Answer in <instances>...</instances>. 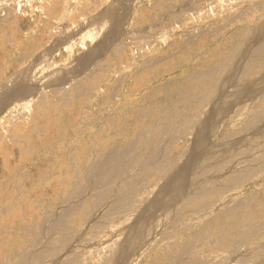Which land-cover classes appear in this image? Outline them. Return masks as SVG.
<instances>
[{
    "label": "rangeland",
    "instance_id": "1",
    "mask_svg": "<svg viewBox=\"0 0 264 264\" xmlns=\"http://www.w3.org/2000/svg\"><path fill=\"white\" fill-rule=\"evenodd\" d=\"M35 1L37 0H0V16L8 8L15 10L18 16L16 25L0 26V89L3 85H10L9 81L16 74L24 73L22 80L20 79L23 92L20 89V95L12 96L5 106H0V264L8 258L14 261V252L31 243L33 239L27 233L31 225L40 223L46 228L49 223L47 212L57 216L66 203L74 205L86 200L84 197L67 201L75 176H82L89 163L110 148L147 136L149 129L162 114L177 113V102H190L191 97L183 92L191 78L225 55L237 40V33L251 26L255 21L254 17L258 15L246 6L247 0H62L55 3L52 0H43L37 4ZM102 12H109V16L106 17ZM93 18L94 21H91ZM263 19L264 16L261 20ZM117 22L119 24L115 25ZM49 48H53L54 52L49 51ZM45 50L51 55H47ZM90 50L97 51L93 52L96 55ZM88 51L92 56L89 57ZM100 58L106 61L102 71L95 64ZM37 59L41 62L37 63ZM61 74H65L64 82ZM43 75L48 76L44 78ZM55 77L61 78L57 87L64 88L65 92L71 94L70 99H63L56 94V87L50 88V80ZM75 84L88 87L91 91L77 95L73 90ZM45 86L48 87L45 89ZM26 87L38 89L37 94L44 95L46 101L36 108V96L30 97L33 94L30 91L25 92ZM24 92L27 94H23ZM230 94L231 91L225 92L223 97ZM3 97L4 95L0 96V102ZM234 104H231L227 111L224 107L216 116L213 115L216 120L213 118L209 121L212 124L209 129L207 121H204L209 115V108H204L200 120L204 122L202 126L205 125L204 128L208 130L204 134L209 136H204V143L200 148L203 149L204 145H209V148L201 150L195 144V129L173 144L168 141L165 143L167 152L178 159L174 174L176 170H182L177 178L181 176L183 180L187 178V181L191 182L199 176L198 162L194 164L191 161L195 152H201L200 156H203L202 152H206L205 160L208 159L210 164L214 156L218 157V161L226 162L235 153L233 159L239 161L248 149L253 154L263 149L264 133L257 138V148L250 140L251 135L240 139L233 135L234 130L241 127L253 114L252 102ZM20 105H23L24 110ZM243 140L248 143L247 147L246 142L243 146ZM230 143L238 148V151L233 150L234 147ZM193 146L196 151H193ZM222 149H225V152ZM210 151L213 152L212 156ZM181 165H188L187 170L191 171L192 177L186 167L181 169ZM194 166L196 168H193ZM242 166L235 165V168L240 169ZM205 175L203 173L204 178ZM261 179L263 185L264 173ZM161 183L163 182L152 186L151 193L144 197L142 207L136 208L130 217L124 216L119 221H106L100 217V209L95 211L94 217L90 219L83 220L74 216L70 223L74 230L67 242L69 249L73 245L70 251L80 258V264H98L110 248L122 240L125 234L123 227L131 224L142 208V218L147 222L142 219L141 228L146 230L149 227L153 230L150 238L146 239L147 244H141L143 249L138 250V255L135 254V259L133 257L130 264L132 261L133 264L164 262V256L170 251V244L176 240L174 231L178 225L170 220L179 202L175 205L176 198L172 202L173 206L170 202L168 208L172 206L173 210L154 209L157 212L152 213L151 210H146L148 204L145 203L157 196ZM245 184L235 191L227 192L219 198L220 200L208 198V214L202 212L200 215L203 217L196 219L198 215H195L193 220L189 219L188 222L195 225V230L201 231V235L205 237L204 243L197 249L198 252L206 251L220 242L219 234H208L206 229L202 228V221H210L215 228L212 217L217 214L225 219L226 216L222 212L231 205L230 200L238 199L246 203L248 195H257L260 192L261 186ZM193 186L196 185H189L188 191L195 190ZM162 196L164 200L167 198V195ZM149 213L152 216L147 217ZM193 230L189 229L180 241L186 240V236ZM147 240H150L149 245ZM92 243L93 245H90ZM259 246V249L262 248L259 250L261 261L257 260L259 263L253 264H260L262 260L261 264H264V239L259 242ZM87 248L91 250H86ZM146 248L150 250V254L145 252ZM227 257L228 254H221V260L216 264H237L236 260L227 262Z\"/></svg>",
    "mask_w": 264,
    "mask_h": 264
},
{
    "label": "bare ground",
    "instance_id": "2",
    "mask_svg": "<svg viewBox=\"0 0 264 264\" xmlns=\"http://www.w3.org/2000/svg\"><path fill=\"white\" fill-rule=\"evenodd\" d=\"M38 1H43V0H37L35 1V3L37 4ZM52 1L55 3L57 1H62V0H52ZM54 3L53 6H55ZM188 3L187 4L190 6L191 5L190 2ZM246 6L249 7V10H253L256 14H258L255 17L252 16L254 17L255 21L251 26L246 27L245 29L237 33V40L229 47L225 55L220 57L212 66L206 68L201 72H198L196 75H194L191 78L190 83H188L184 87V92H183V94L185 95L188 94L191 97L190 102L188 103L187 102L183 103L180 101L177 102L175 104L177 113L170 114L169 112L168 113L165 112L164 114H162V116L159 117L158 120H156L152 128L149 129V133L148 134L146 133L147 136L143 138L130 140L125 145H120L110 148L109 150H106L105 152L100 154L93 162L89 163L86 166L82 176L79 175L75 176V180L70 185V190L68 192L69 200L67 201L69 202L70 200H74L78 198L84 199V197L86 200H82V203H77V204L75 203L74 205L66 203L65 204L66 206H64V208L61 209V212L57 216L51 215L50 212H47L46 217H48L49 223L46 226V228H43L44 226L42 227L40 223H35L31 225L27 230V233L31 235L33 239L31 243H28L27 246H24L21 249L14 252L13 254V257L15 259L14 261H12L11 258H8V259H4L1 264H46V263L80 264V258L76 254L72 253L73 251L72 252L70 251L71 246L73 245H71L69 249L67 242L68 239L71 237L72 230H74L70 226L73 217L79 216L83 220L90 219L94 217L93 216V214H95L94 212L98 211L99 209H100L99 210L100 217L106 221H119L124 216L130 217L131 214L135 212L136 208L142 207L141 204L144 202V197H146L149 193H151L152 186L155 185L156 183H159L160 181L163 183H161L160 187L158 188L157 196L155 198L153 197L154 199L151 198L153 200L145 203L148 204L147 207L145 206L143 207H145L146 210L148 211L151 210L150 211L151 213L152 211H154V209H156L157 211L160 209L166 210L168 206L171 205L172 202H174L175 198L176 200L179 199V201L175 200V202H177L175 203V205L178 204V202L179 205L177 209L174 211L172 218L170 220L171 223L173 224L176 223V226L178 225V227L174 231L176 240L170 244V248H169L170 251H168V253L164 256V260H163L164 262L162 263L159 262L157 264H216L218 261L221 260L220 256L223 253L228 254V257L226 259L227 262L236 260L237 264H253L255 262L259 263V261L257 260L261 261L260 257L262 256L259 255L260 252L259 250H261L262 248L259 249L260 248L259 242L262 239H264V184L261 185L263 182L261 176L264 173V150H263L264 145H262L263 149L260 147L261 149L258 152H256V153H260L259 155H256V153H254L255 154L254 155L248 149L242 155V159L239 161L233 159V157L235 156L234 153L233 156H230L232 158L226 162L218 161L217 160L218 157L214 156V160L210 164L207 161L208 159L205 160L206 155L204 154H206V152L205 153L202 152L203 154L201 155L203 156H200L201 152L198 154H196L195 152L191 156V161L194 164L198 162L197 164H198L199 176L193 178L191 182L187 181L189 180L187 178L186 180H183L181 176L180 178H177L179 177L180 172L182 170L181 171L176 170V174H174L173 171L178 165L177 164L178 159H175L174 156H172L169 152H167V149L165 147V143L167 141L169 144H173L180 137H184L190 130L195 129L196 131V135L194 134L195 144L198 145V147L200 148V146L204 143V138H205L204 136L206 135L204 134L205 131H208L207 128L209 126L211 127L212 125L209 123V121L215 118L213 117V115L216 116L217 112H221L220 111L221 108L226 107L225 111H227L230 108L231 104L234 103L243 104L248 101L253 103L251 107V111L253 109L252 111L253 114L251 118L248 119V121L244 122V124L241 127L234 130L235 134L233 135L238 136L239 139L241 137L245 138L246 135L247 136L251 135L250 140L252 143L255 144V148L259 146V144L257 143V138H259L261 133L262 134L264 133V19L261 20L262 16H264V0H247ZM15 7L17 6L15 5ZM49 7L51 6L49 5ZM188 9H190V7ZM177 11H179V9H177ZM104 14L106 15V17L109 16V12L108 13L105 12ZM17 18L18 16L15 13V10L8 8L5 10L3 15L0 16V26L2 25L14 26L17 24L18 21ZM91 21H94V18ZM118 22L115 23V25L119 24ZM112 28L113 27H111V30L109 29L111 32H112ZM49 36L51 37V34H49ZM103 44H105V42ZM52 50L53 48H49V51ZM45 52L47 53L46 50ZM90 52L92 51L90 50ZM48 54L50 53H47V55ZM93 54L96 55V53ZM45 56L43 55V57ZM90 56H92L91 53L89 57ZM40 59L43 58L40 57ZM48 59L49 58L47 57V62ZM81 59L83 60L82 57ZM77 60H80V58ZM39 62L41 61L38 60L37 63ZM77 63H79V61ZM95 64H97L98 68L101 69L102 71V69L105 68L106 61L100 58ZM78 69L76 71H78ZM81 71L82 70L80 69V72ZM58 72L60 71L58 70ZM23 74L24 73L16 74V76H14V78H12L9 81L10 85H3L1 87L0 96L4 95V97L0 102V106L1 105L5 106L8 100H11L10 98L12 96L21 92L20 81L23 78L22 76ZM61 75H63V77L61 76L59 77L63 78V82H64L65 74H61ZM46 77L44 76V78ZM59 77H55L52 80H50V83L52 82L50 88L56 87L57 88V90H55L56 94H59V96L63 99H70L71 94L69 95L67 92H65L64 88L57 87L58 85H60L59 83H61V78L56 79ZM6 82L8 83V81ZM47 87L45 86V89ZM26 88L28 89V87ZM27 89L26 91L25 90L24 91L28 93L30 91L33 94L30 97L36 96L35 98L37 101L34 104L36 108L38 106H41V104H43L46 101V97L44 95L37 94L38 89L34 87L29 88L30 90ZM73 90L76 92L77 95L91 91L88 89V87H83L81 84H75ZM224 91L225 92L231 91V94L229 96L223 97L225 94ZM25 92L23 94H27ZM31 93L29 95H31ZM31 100H29L30 103ZM20 107L22 110H24L23 105H20ZM207 107L209 108L208 110L209 115L207 116V119L204 121H207L208 124H207V128H204L205 125L202 126L204 122L202 123V121L200 120V116L204 112V108ZM231 110H229V112ZM214 120H216V118ZM213 130H215V128ZM228 142L227 143L223 142V144L225 143L227 145L229 144ZM245 142L246 141H244L243 144ZM240 145L242 144L240 143ZM208 146L209 145L207 146L204 145L203 147L207 148ZM243 146H245V144ZM247 146L248 143L246 144V147ZM225 149L222 150L225 152ZM234 149L237 150L238 148L236 149L234 147L233 150ZM228 150L229 153H231L229 148ZM193 151H196L194 149V146H193ZM243 152L244 151H242V153ZM209 153H211L212 156L213 152L210 151ZM227 155H231V154H227ZM183 158L185 160V157ZM187 161L188 160H186V163ZM183 163L182 165H185ZM239 164H242L243 166L240 169H236L235 165H239ZM185 167L181 169H184ZM193 168H196V166H194ZM187 171L189 172V170ZM189 173H190L189 175H191V171ZM203 173H205L208 176L205 175L206 178H204ZM185 177L186 176H184L183 178ZM180 180H182V182ZM245 183L249 185L252 184L253 186H259V187L261 186L260 192L257 195H252V196L248 195L246 198V201L248 203L247 202L243 203L238 199L230 200L231 205L226 207L223 210V212L221 211L226 216L225 219H227L229 222L226 221L223 218V216L217 214L214 216L212 215L213 216L212 220L215 224V228L210 221H205V222L202 221L201 224L203 226L202 228L206 229L208 234H213V233L219 234L218 240L220 239V242H218L216 246H213L212 248L207 249L206 251L198 252L197 249L202 243H204L203 240L205 239V237L201 235L202 234L201 231L195 230V225H191V223L188 222L189 219L193 220V216L195 215H198L196 219H198L199 217H203V215H200L202 212H204L206 215L208 214V211L210 210L209 208L210 203L206 202L208 198L214 197L216 198L215 201H217L219 198H222L227 192L235 191L241 188L242 186H244ZM189 185L190 187L191 185H196L193 186L195 187V190L188 191L187 187H189ZM162 194H164L165 197L167 195V198L165 200L163 199ZM173 205L174 204L172 203V206ZM251 205L253 206V208H251ZM172 206H170V209L169 208L168 209L173 210L171 209ZM141 210L139 212L140 214L137 215L134 221L132 220L133 222H131V224H128L127 226L123 227L125 228L124 229L125 234L122 240L118 241V243L115 244L113 248H110L107 255L98 264H130L132 258L134 257L135 259V254L138 255V252L143 247V246L141 247V244L144 243L147 244L146 239L150 238L153 229L149 227H147L146 230L141 228L142 222L140 221L143 219ZM151 213H149L150 215L147 217L152 216ZM132 217L134 218V216ZM153 218L156 220L157 217L156 218L153 217ZM150 220H148V222ZM94 227H98V226H94ZM189 229H194V230L193 232L189 233L188 236H186L187 237L186 240L180 241V238L182 236H185L186 235L185 233L188 232ZM86 230L87 228L85 229V231ZM109 239L108 242L110 241ZM149 241L147 240L148 245H149ZM72 243L73 242H71V244ZM90 245H93V243ZM100 246H102V244ZM94 247H96L95 244ZM85 248L83 249L85 250ZM88 249L89 248H87L86 250ZM145 252H148L150 254V250L148 248H146ZM218 258L220 259L218 260ZM133 263L134 262L132 261V264Z\"/></svg>",
    "mask_w": 264,
    "mask_h": 264
}]
</instances>
